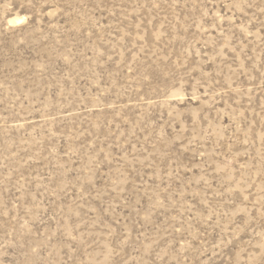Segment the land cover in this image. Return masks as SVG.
Returning a JSON list of instances; mask_svg holds the SVG:
<instances>
[{"label": "rangeland", "instance_id": "obj_1", "mask_svg": "<svg viewBox=\"0 0 264 264\" xmlns=\"http://www.w3.org/2000/svg\"><path fill=\"white\" fill-rule=\"evenodd\" d=\"M0 264H264V0H0Z\"/></svg>", "mask_w": 264, "mask_h": 264}]
</instances>
